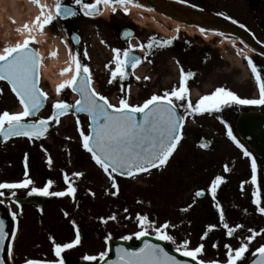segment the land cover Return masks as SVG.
<instances>
[{
    "label": "rangeland",
    "instance_id": "rangeland-1",
    "mask_svg": "<svg viewBox=\"0 0 264 264\" xmlns=\"http://www.w3.org/2000/svg\"><path fill=\"white\" fill-rule=\"evenodd\" d=\"M26 1L36 12H29L28 6H24L22 14H20L22 22H19V25L17 21L12 24L11 8L8 5L4 3L0 7L1 50L5 41L11 40L12 43H15L18 39L22 41L24 35L17 36L15 28L21 27L23 23L27 22L28 18H34L38 14V9L30 0ZM42 2L51 4L52 0H42ZM92 2H95V0H90V3ZM218 2L219 7L226 12V16L230 17L231 20L251 26L252 23L245 16L246 10L241 0L237 2L230 0ZM105 11V17L101 16L103 19L98 23V27L93 22L91 24L83 22L85 25L83 46L74 50L71 48L68 38L66 37V40L63 38V31L58 26L61 21L57 19L46 30L45 52L40 53L44 57L43 64L46 65L49 61L55 60L56 56L52 57L50 54L56 52L63 56V61L60 60L55 66L57 70L61 71L71 66L72 71L63 74L61 80H53L41 70L40 86L48 94V99L45 110L36 119L50 117L54 103L59 100L68 104L77 100V97L68 88L64 89L59 95L56 92L58 85L71 79L75 72V64L68 53L70 50L73 55L79 53L80 62L89 68L92 87L96 90L98 88L106 90L110 88L111 72L115 70L116 65L111 49L112 43L110 45L112 35L108 25L118 26L123 23L130 24L133 27L136 25L131 14L124 15L118 10L113 13L111 7L106 6ZM107 19L109 24L105 25ZM86 20L90 21V19ZM136 29L138 31H135L130 45L132 49L142 53L143 51L139 45H147L149 37L155 36L156 32L148 22L140 24ZM1 30L6 33V36L2 35ZM158 36L160 37L159 34ZM169 36L164 35L163 39L177 38V35L172 38ZM180 36L191 39V37L179 32L178 37ZM192 38L199 37L193 36ZM203 40L213 47L217 44L223 50V54L228 57L227 61H224L227 77H231V74L234 73L233 77H238L239 80L249 78L244 68V58L252 53L249 49H243L229 38L222 37L221 40L203 38ZM37 41L39 40L37 39ZM33 47L37 48L39 52L43 49L41 42L34 44ZM234 48L237 52H234ZM85 50L88 53L87 56H84ZM176 50V45H169L159 47L157 51L160 53V59H163L162 68L164 73L160 83V88H163V91L157 92L154 72L153 76H149L152 85L145 92L141 91L136 83L131 82L128 99L131 104L141 105L152 95H163L165 91H171L176 86L178 79L181 77L180 71L175 65ZM144 51H146V47ZM156 54L153 53L152 57H146L147 61H143L138 65L139 71L137 69L132 71L133 79L136 82L142 81L144 76L150 72L151 64L154 68L152 59L157 60ZM55 67L54 69H56ZM230 71L232 72L229 73ZM209 77L215 78L214 73L210 74ZM0 89H3V93L0 94V113L3 111L11 113L22 111L21 106L7 85L1 81ZM110 102L116 103V100ZM78 117L80 120L79 127L88 132L86 117L69 114L61 118L59 124L55 121L50 122L52 129L45 141H30L25 138L9 142L0 141V183H20L26 178L34 182L28 188L0 189V192H3L0 201L4 202L11 216L12 213H16L15 220L17 223L11 244V256L9 257L11 264H14L13 257L15 264H20L28 259L47 262L56 260L52 240L54 239L59 244L71 242L75 239L76 228L80 230L81 243L63 253L64 259L67 260L66 263L74 264L83 259L85 255L99 257L101 252L106 251L108 237L123 239L125 236H131L132 239L127 241L136 242L137 239L134 234L141 231L137 220L138 216H147L155 227H162L165 223L169 224L166 231L175 238L176 244L166 242L175 249L177 244H182L184 240L190 241V248L194 249L204 242L202 237L208 226L216 225L215 229L209 233L219 232L215 235L218 238L216 244L218 247L206 244L205 241L203 243L204 252L199 258L206 262L219 261V264H225L227 259L226 244H230L233 248L239 247L242 244L236 241L239 237H241L243 243H246L248 236L251 235L249 229H253L257 233L264 232V215L257 211L256 205L251 206L252 204H242L240 206L242 210H239L238 213H243L249 218L252 217L255 224L250 225L248 229L245 228L243 232L236 230L231 238L226 235V229L220 223L219 213L215 215L214 220L209 222L207 219L208 223L202 226L204 230L198 229L195 231L196 234H194L192 227L188 225L189 211L196 193L198 190L205 189L208 184L203 180L206 172L200 171V169L202 164L208 165L209 161H219L215 159V156L212 158L210 155L214 154L215 150L209 148L202 151L198 145H178L167 165L162 168L151 170L130 179H120L114 175L119 189L117 192V189L112 187V180L95 164L91 159V155L82 147V139L76 122ZM26 155L28 161L27 177L25 176ZM232 155L236 156L235 152L232 151ZM49 157L52 160L51 165L48 163ZM200 157H203V162L199 160ZM193 165L198 166L197 171L193 170ZM76 172L83 173V176H73V173ZM216 173L218 176L221 174L219 170ZM65 174L69 176L72 186L76 188L74 197L48 196V202L41 210L29 206L17 208L12 202L13 193L23 196L29 193L33 186L37 188L44 187L49 180L53 181L49 191H66L68 184L64 181ZM245 177L234 178L233 182L241 185L246 182ZM211 183L209 181V186H211ZM230 183L232 184V182ZM114 192L117 194L113 195ZM234 196L233 194V198L236 200H243L238 195ZM184 209H187V211ZM112 216H115L114 220L111 219ZM229 226L235 227L232 222H229ZM148 233V235L155 237L154 229L149 228ZM261 245H264V234L257 235L251 241L249 251L245 254L244 259ZM99 261L98 259L97 261L86 262L97 264Z\"/></svg>",
    "mask_w": 264,
    "mask_h": 264
},
{
    "label": "snow or ice",
    "instance_id": "snow-or-ice-1",
    "mask_svg": "<svg viewBox=\"0 0 264 264\" xmlns=\"http://www.w3.org/2000/svg\"><path fill=\"white\" fill-rule=\"evenodd\" d=\"M30 2L38 9V14L34 18H28L27 22L21 27L15 28L17 36L24 35V39L17 40L12 43L11 40L5 41L0 51V81L7 82L11 87V91L17 97L22 111L11 113L3 111L0 113V136L5 140L11 137H27L29 140L44 137L49 130L50 122L60 123V117L69 114L70 111L75 113H86L91 120L89 125L90 132H85L80 128V120L77 118V126L82 139V147L91 154V159L98 165L109 179L112 180V187L119 191L116 184L114 174L135 178L140 173L150 172L152 169H159L167 165L170 157L177 150L182 140V129L184 122L188 116L204 115L206 113L220 112L224 107L231 105L241 106H264V69H259L251 58H248V67L259 88L258 99H244L239 97L233 91L224 87H218L214 92L201 96L195 103L190 99L188 88V80L194 76V73H185L181 68V77L178 87H173L171 91H165L163 95H152L141 105H133L127 98L122 97L118 105L112 104L109 99L96 91L92 87V77L89 68L82 64L79 59V53L73 55L69 52L72 62L75 64V72L71 79L59 84L56 92L59 95L64 89L70 88L73 92H77L80 99L75 104H68L59 100L53 105V113L47 119L28 120L29 117L35 116L39 112L44 102L48 99V94L40 86L41 66L44 57L40 55L34 44L40 43L36 36L45 35L49 26L58 18L68 19L77 16V10L65 4L63 0H52L51 4L42 2V0H30ZM184 3L185 0H180ZM75 5L79 6L84 16L95 17L101 14V5L111 7L113 13L117 10V5L124 11L125 15H129V6L142 8L144 7L139 0H95L94 3H85L84 0H74ZM151 11V9H147ZM223 15V13H219ZM225 19H231L225 16ZM15 24L14 19L11 20ZM232 23H236L232 20ZM244 27V25H240ZM201 32L205 31L200 29ZM177 31L179 29L177 28ZM11 35V34H9ZM132 33H125L126 37H130ZM223 35V34H221ZM73 40L79 43V37L73 36ZM175 39V37H173ZM103 43V41H102ZM172 43L171 39H158L156 36L149 37L147 45L140 44L139 47L144 49L147 47L149 52L155 47H165ZM115 62V70L111 72L109 83L117 78L123 80L127 77V69L129 66L135 69L141 62V58L132 55V48L123 50L112 49ZM52 57L57 55L56 52L50 54ZM88 53L85 50L84 56ZM72 68L62 69L61 74L71 72ZM139 79V77H137ZM149 79V77H145ZM3 89H0V94ZM179 102V104H177ZM178 108H183L184 112L180 113ZM138 114L142 119H138ZM228 136L237 144L238 147L244 148L242 144L233 135L231 128H228ZM245 156H251V153L244 149ZM51 165V157L48 159ZM28 161L25 156V176L27 177ZM252 168V184H257V163L255 158L251 161ZM227 167L225 171H227ZM73 176H83V173L76 172ZM64 181L68 184L66 191H49L53 181L49 180L44 187H32L29 195L39 196H75L76 188L72 186L70 178L64 175ZM34 182L31 179H24L20 183H0V189H18L28 188ZM225 183L223 176H216L210 186V193L213 201H216L217 189ZM242 190H243V186ZM117 194L116 192L113 195ZM3 192H0V196ZM15 195V193H13ZM203 191L196 193L197 197L203 196ZM253 203L256 205L257 211L264 215V200L261 199L260 189L253 192ZM2 202V201H0ZM219 209L220 223L226 229V235L231 238L236 228L230 227L225 220V214L222 207L217 202ZM187 211V209H184ZM67 215V213H65ZM13 219L16 213H12ZM111 219H115L112 216ZM141 231L134 235L136 239L146 237L148 229H154L155 238L161 241H169L176 244V240L166 231L169 224L165 223L162 227H155L147 216H138ZM106 222V221H105ZM216 225H209L202 239H206L209 232L215 229ZM251 233L246 243H242L239 247L233 248L230 244H226L227 259L225 264H243L245 254L249 251V244L256 238L257 233L253 229H249ZM7 238L4 231V221L0 220V244ZM111 239V237H108ZM124 240L132 239L131 236L123 237ZM54 253L57 258L54 261H40L28 259L25 264H65L63 253L70 250L81 243V233L76 228L75 239L71 242L59 244L53 239ZM213 247H218L214 244ZM176 251L183 257H189L196 264H219V261L206 262L199 257L204 252V244L201 243L194 249L190 248V241L184 240L182 244H177ZM11 256V249L8 251ZM258 259L253 264H264V245L258 247L254 253ZM108 251L101 252L99 257L93 255H85L86 261H103L104 264H183L161 247L159 244H153L147 240L144 241L143 247L136 251H129L124 248L116 249V259L107 260ZM0 264H3L0 261Z\"/></svg>",
    "mask_w": 264,
    "mask_h": 264
},
{
    "label": "flooded vegetation",
    "instance_id": "flooded-vegetation-1",
    "mask_svg": "<svg viewBox=\"0 0 264 264\" xmlns=\"http://www.w3.org/2000/svg\"><path fill=\"white\" fill-rule=\"evenodd\" d=\"M186 2L196 3L203 8H211L214 6V15H217L219 12H224L218 5V1H227V0H185ZM255 0H242L246 9H249V14H245L253 24L249 27V30L253 36L264 45V1L260 3L259 10L261 14H255V8H253ZM63 2L70 7H74L77 10V16L70 17L67 20L61 21V24H58L63 31V38H67L71 41L73 35L79 37V43L76 46H73V49L83 46L84 42V24L83 22H93L95 26L98 27L100 23V14L95 17L84 16L82 11H80L79 6L75 5L74 0H63ZM85 3H90V0H84ZM93 3V2H92ZM210 11V10H209ZM213 11V10H211ZM261 17V18H259ZM93 19V20H86ZM105 21V20H104ZM103 22V21H102ZM105 25H108V19L106 20ZM109 31L112 35V41H110L111 49H120L122 52L125 49L131 47L130 41L123 42L120 40V32L122 29H131L130 24L123 23L118 26H110ZM258 27V28H257ZM135 31H138L136 27H133ZM135 35V32H134ZM158 39L161 37L156 36ZM72 42V41H71ZM170 45H176L177 50L175 53V65L180 71L181 68L184 69L185 73L192 72L194 76L188 80V88L190 93V99L193 103L198 101V99L203 95L211 94L218 87H224L236 93L239 97L244 99H258L259 98V88L256 84V81L251 73L246 70L249 78H243L239 80L238 77H233L234 73L231 74V77H227V70L224 61H227L226 54H223V50L216 44L214 48L207 41L196 38H191L190 40L184 36H180L174 39ZM159 47H155L149 52L146 47V51L143 50V53L135 50L134 53L142 56L141 62L144 59L146 62V57H152L153 53L156 54V59L153 60L149 70L150 72L144 76L142 81H139L138 87L141 91L145 92L150 89L152 85L150 79H145V77L153 76L155 72L154 80L156 81L157 92L163 91V88H160L161 80L163 79V59H160V53L157 52ZM113 52V51H112ZM113 53V57H114ZM257 65L259 69H264V59L257 56L251 55L249 57ZM230 71L229 73H231ZM214 73L215 78H210L209 75ZM219 74V76H218ZM226 74V75H224ZM181 76V72H180ZM131 82L136 81L132 78V71L129 72V77L126 80H121L117 78L116 80L110 83V88L100 89L98 92L106 96L109 100H116L118 105L119 100L124 97L129 99L130 86ZM180 83V78L177 81L175 87H178ZM112 95V96H111ZM179 104V102H177ZM180 113L184 112L183 108H178ZM257 114L264 117V106H241V105H231L224 107L220 112L206 113L204 115H195L188 116L184 122V128L182 129V140L179 145H198L200 150L204 151L205 149L215 150L214 154H210L212 158L215 156V159L219 160L218 162L209 161L208 165L202 164L200 171H205V178L203 180L208 184L205 189L198 191H203L204 195L197 197L192 203V207L189 211L188 225L192 227V230L197 231L204 230L202 226H205L208 221L214 220L215 215L219 213L217 208V202L220 207L223 208L225 214V220L233 223L235 227L237 225H242V227L236 228V230L244 231L245 228L253 224L255 221H252V217H247L243 213H238L239 210H242L240 206L242 204L254 206L253 203V192L257 190V187L260 189L261 199L264 200V163L258 160L255 155L247 148L246 145H249L246 141V138L240 135L239 130L243 127L245 131H250L248 128L250 122L246 120L248 115ZM228 128H231L233 135L236 137V140L244 146L240 148L237 144L228 136ZM202 145H207L203 147ZM244 149L251 153V156H245ZM232 151L235 152V155H232ZM195 156V155H194ZM255 158L257 163V184L252 186L248 177L249 173H252L251 161ZM199 160L203 162V157H200ZM227 167V171L225 168ZM198 166L193 165V170L197 171ZM221 172L220 176L224 177L225 183L220 185L217 189L216 201H213L209 181H213L217 175L216 171ZM250 171V172H249ZM246 176V177H245ZM240 177H245L246 182L239 185V183H234V178L238 179ZM232 182V184L230 183ZM242 182V181H240ZM236 185V186H235ZM243 186V190L242 187ZM197 191V192H198ZM233 194L239 197H242L243 200H236L233 198ZM234 196V197H235ZM232 198V199H231ZM249 203V204H248ZM218 231L209 233L206 239H203L206 244L214 245L217 244L218 238L215 236ZM234 235V234H233ZM240 243H243L241 237L236 239ZM203 242V243H204Z\"/></svg>",
    "mask_w": 264,
    "mask_h": 264
},
{
    "label": "water",
    "instance_id": "water-1",
    "mask_svg": "<svg viewBox=\"0 0 264 264\" xmlns=\"http://www.w3.org/2000/svg\"><path fill=\"white\" fill-rule=\"evenodd\" d=\"M139 2L142 5L146 6L147 8L151 9L152 11H155L162 15H166L167 17L175 19L192 28L210 29L212 31H215L216 33L236 38L237 40H239L246 46L252 48L258 54L264 57V47L261 44H259L252 36L244 33L241 28H239L238 26H236L231 22L214 18L210 15L200 13L194 9H190L185 6H180L179 4L171 0H139ZM253 4L259 10L260 2L254 1ZM34 117L35 116H32L30 118H34ZM138 119H142V116H140L139 114H138ZM246 120L250 122V125L248 127L250 131H245L244 128L242 127L239 130V133L241 136L246 138V141L249 144L248 147L254 152L257 158H259L262 162H264V117L257 114H251L247 116ZM89 123H91L90 117H89ZM0 139L5 140L2 136H0ZM116 175L127 178L126 176H121L118 173ZM14 200L18 205H22V206L36 205L38 207H44L45 204L47 203V199L39 195H26L23 198L15 197ZM0 220L4 221V231L7 233V238L3 241L2 244H0V261H2L3 264H8L7 251L14 228V221L9 216V214L7 213V211L5 210L2 204H0ZM145 240L153 244H159L169 253V255L175 256L177 259L181 260L183 264H196V262L192 261L191 258L183 257L177 252L171 250L163 241L157 240L155 238H150L147 236L142 237L139 240L137 239V245L135 246L119 240L109 239L107 241L108 256L106 259L115 260L117 248H124V249H128L129 251H136L140 247H143ZM257 259L258 256L254 255L253 253L250 257L246 259V261L243 264H253V262ZM75 264H88V263L85 260H80ZM98 264H104V262L100 261Z\"/></svg>",
    "mask_w": 264,
    "mask_h": 264
},
{
    "label": "bare ground",
    "instance_id": "bare-ground-1",
    "mask_svg": "<svg viewBox=\"0 0 264 264\" xmlns=\"http://www.w3.org/2000/svg\"><path fill=\"white\" fill-rule=\"evenodd\" d=\"M4 3L8 5L9 8H11L10 17L14 19L15 21H17L18 25L22 22V20L20 19V14H22V9L24 6L26 7L28 6L29 12H33V13L36 12L31 6H29V4H27L26 0H0V7H2ZM100 7H101V15L105 17L104 15L106 12L105 6L101 5ZM116 7L118 11H120L122 14L125 15L124 11L118 5ZM147 9L149 8H147L146 6L142 8H136V7L129 6V13L131 14V17L133 18V22L137 26L148 22L149 24H151L155 32L162 34L163 36L170 35L169 36L170 38H172L177 32L185 33L187 36H201L203 38H214L215 37V33H216L215 31H212L210 29H204L205 31L201 32L200 29L192 28L175 19L167 17L166 15H162L152 10L148 11ZM177 28L179 29V31H177ZM1 32H2V35L6 36V33L4 31L1 30ZM36 37L42 44L43 49L40 50V53L43 54L45 52V45L47 42L46 36L38 35ZM221 39L222 38H220V40ZM230 40L235 43L237 42L236 40H233V39H230ZM0 51L2 50L0 49ZM60 60L63 61V56L57 54L56 59L53 60L52 62L49 61L46 65L42 63L41 70L44 72V74L50 76L53 80H56V79L61 80L63 78V75L61 74V71H58L57 68L55 67ZM69 61L71 62L70 57H69ZM54 67L56 69H54ZM137 70L139 71L138 68Z\"/></svg>",
    "mask_w": 264,
    "mask_h": 264
}]
</instances>
